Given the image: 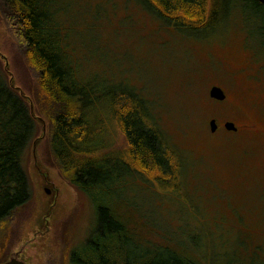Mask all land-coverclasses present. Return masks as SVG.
I'll return each mask as SVG.
<instances>
[{
  "label": "rangeland",
  "instance_id": "1",
  "mask_svg": "<svg viewBox=\"0 0 264 264\" xmlns=\"http://www.w3.org/2000/svg\"><path fill=\"white\" fill-rule=\"evenodd\" d=\"M57 1L63 44L77 61L78 75L143 99L182 163L181 195L133 177L119 195L109 196V207L134 242H159L163 223H197L214 244L264 264V7L224 0L225 13L213 28L187 31L156 19L135 0ZM0 72L37 122L21 157L29 197L0 228V262L17 252L26 264H47L55 238V246L63 244L60 229L71 245L88 237L96 204L55 166L36 76L1 20ZM212 85L223 90L222 100L207 95ZM210 119L216 124L212 132ZM226 121L236 129L225 130ZM104 139L113 149L123 143L115 127Z\"/></svg>",
  "mask_w": 264,
  "mask_h": 264
},
{
  "label": "trees",
  "instance_id": "2",
  "mask_svg": "<svg viewBox=\"0 0 264 264\" xmlns=\"http://www.w3.org/2000/svg\"><path fill=\"white\" fill-rule=\"evenodd\" d=\"M135 1L156 19L187 31L213 28L226 9L224 0ZM59 11L57 0H0V20L36 76V89L44 103L40 112L50 125L51 158L61 176L96 204V221L88 237L71 245L66 230L60 229L63 244L55 246L59 241L55 238L47 264H251L222 242L214 244L210 233L205 234L197 223H163L156 232L159 242L148 237L134 242L125 223L109 207V196L119 195L125 179L133 177L153 188H164L159 189L164 193L181 195L182 163L143 99L105 81L83 80L78 75L77 61L63 44ZM36 127L26 101L0 72L1 230L6 229L3 222L28 200L21 157ZM112 127L123 138L115 149L104 139ZM148 227L156 230L155 224ZM10 241L4 238L2 243L9 246Z\"/></svg>",
  "mask_w": 264,
  "mask_h": 264
},
{
  "label": "water",
  "instance_id": "3",
  "mask_svg": "<svg viewBox=\"0 0 264 264\" xmlns=\"http://www.w3.org/2000/svg\"><path fill=\"white\" fill-rule=\"evenodd\" d=\"M256 1L264 5V0H256ZM207 95L214 100H222L225 97V93L223 92V90L219 86H216V85H212L208 88ZM208 126H209L210 132L214 131L216 127L214 119H210L208 121ZM223 127L225 130H231V131H234L236 129V127L230 121L224 122ZM16 253L17 252L13 253L11 257H9L7 260L0 262V264H26L24 261L16 257L17 255Z\"/></svg>",
  "mask_w": 264,
  "mask_h": 264
},
{
  "label": "flooded vegetation",
  "instance_id": "4",
  "mask_svg": "<svg viewBox=\"0 0 264 264\" xmlns=\"http://www.w3.org/2000/svg\"><path fill=\"white\" fill-rule=\"evenodd\" d=\"M211 99V98H210Z\"/></svg>",
  "mask_w": 264,
  "mask_h": 264
}]
</instances>
